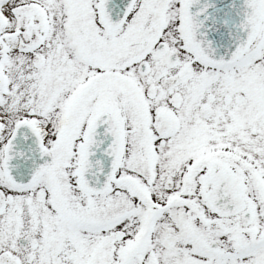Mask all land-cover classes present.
I'll return each mask as SVG.
<instances>
[{
	"label": "snow or ice",
	"instance_id": "6c2138e0",
	"mask_svg": "<svg viewBox=\"0 0 264 264\" xmlns=\"http://www.w3.org/2000/svg\"><path fill=\"white\" fill-rule=\"evenodd\" d=\"M0 264H264V0H0Z\"/></svg>",
	"mask_w": 264,
	"mask_h": 264
}]
</instances>
